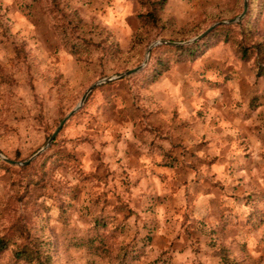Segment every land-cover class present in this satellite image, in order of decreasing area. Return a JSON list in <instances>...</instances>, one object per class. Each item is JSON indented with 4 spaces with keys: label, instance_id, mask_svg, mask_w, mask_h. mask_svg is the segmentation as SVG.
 <instances>
[{
    "label": "rangeland",
    "instance_id": "374dc122",
    "mask_svg": "<svg viewBox=\"0 0 264 264\" xmlns=\"http://www.w3.org/2000/svg\"><path fill=\"white\" fill-rule=\"evenodd\" d=\"M229 4L168 0L162 19L202 34L227 21L217 14ZM53 7V0H0V151L17 162L46 144L93 84L142 65L150 44L200 35L180 41L186 36L167 27L139 45L136 0H62L67 15L75 8L84 20L78 36L99 42L103 30L121 49L118 56L90 49L78 59L61 43ZM252 66L219 44L155 83L142 70L95 89L63 127L59 144L31 162L37 183L16 202L31 215L35 237L50 243L54 264H120L125 251L133 254L124 264H225L223 255L230 264H264V141L253 153L246 142L229 146L220 134L195 137L188 115L162 89L173 73L196 71V88L238 83L244 103L263 107L264 117V76ZM213 115L205 108L196 119L215 122ZM68 154L79 165L65 158L52 163ZM19 167L0 159V205L14 196ZM99 220L108 223L112 245L105 259L71 245L74 237L94 234Z\"/></svg>",
    "mask_w": 264,
    "mask_h": 264
},
{
    "label": "trees",
    "instance_id": "16d2710c",
    "mask_svg": "<svg viewBox=\"0 0 264 264\" xmlns=\"http://www.w3.org/2000/svg\"><path fill=\"white\" fill-rule=\"evenodd\" d=\"M136 1L140 7V11L137 14L140 28L135 35L136 42L139 45L143 44L145 40L153 38L154 35H160L167 27L173 34L186 36V38L177 39L180 41L190 39L192 33L198 35L202 32V30L196 31L193 30L194 28L187 26L177 29L173 20H170L166 25L162 19V12L168 0ZM53 2L57 11L60 9L63 11L62 0H53ZM242 5L243 0H230V4L227 7L225 6L226 8L222 7L218 10L219 14L217 15L225 20L232 19L242 13ZM54 7L51 11L61 43L72 55L81 59L84 54L83 56L80 55L90 49V51L103 52L111 56L121 54L119 44L106 31L102 30L100 32L102 36L99 42L77 35L85 27L84 20L77 9L71 8L69 15L63 11L62 15L58 16L59 14H57ZM263 13L264 0H250L247 15L242 22L220 26L199 42L189 46H158L152 51L149 66L144 70L147 83L157 82L164 73L175 65L200 59L211 48L219 44H229L234 54L242 62H251L256 74L264 76V37L259 34L260 18ZM213 15L217 16L214 13H211L210 16ZM58 144L57 138L48 152ZM46 154L42 155V158ZM51 158L53 159V164L65 158L67 163H77L79 165L77 158L73 154ZM33 168L34 163L19 167L21 177L14 184L16 192L9 201L0 205V264H54L49 252L50 243L35 237L32 233L31 215L22 213L17 207L18 203L22 201L24 193H27L31 186L37 183L35 176L38 177V174L32 171ZM44 172L45 170L42 174ZM16 202L18 203L16 204ZM107 228L108 223L99 220L95 223L94 234L81 238L74 237L71 245L86 250L101 259L108 258L112 254V245L109 242L110 236L104 233ZM132 254L133 252L128 253L125 251L123 254H118L117 259H119L120 264H124L127 263ZM222 257L226 259L225 264H230V260H228L226 255Z\"/></svg>",
    "mask_w": 264,
    "mask_h": 264
},
{
    "label": "crops",
    "instance_id": "0c3cea01",
    "mask_svg": "<svg viewBox=\"0 0 264 264\" xmlns=\"http://www.w3.org/2000/svg\"><path fill=\"white\" fill-rule=\"evenodd\" d=\"M187 73L179 71L173 73L172 83L171 77H166L162 89L165 95H169L168 92L172 93L173 108L181 111L182 116L188 115L194 136L204 134L205 138L211 140L215 135L220 134L222 141L226 138L229 146L240 140L241 147L246 142L251 146V152L258 151L259 143L264 141V117L261 116L263 107L249 109L250 106L242 99L243 93L238 83L237 86L226 84L216 89L196 88L194 85L197 83L198 74L196 71ZM205 108L214 114L215 122L211 120L201 124V121L196 119L197 113ZM182 120L183 118L180 117L179 124Z\"/></svg>",
    "mask_w": 264,
    "mask_h": 264
},
{
    "label": "water",
    "instance_id": "95a60500",
    "mask_svg": "<svg viewBox=\"0 0 264 264\" xmlns=\"http://www.w3.org/2000/svg\"><path fill=\"white\" fill-rule=\"evenodd\" d=\"M249 9V2L248 0H244V10L242 12L241 15H239L238 17L231 19V20H227V21H221L218 22L216 24H214L213 26H211L210 28H208L205 32H203L202 34H200L199 36L185 41V42H172V41H168V40H157L155 42H153L152 44H150V46L147 49L146 55H145V60L143 62L142 65H140L137 68L128 70L124 73L121 74H117L116 76H112V77H108L105 78L101 81L96 82L95 84H93L87 91L86 93L83 95L81 101L79 102V104L60 122L59 126L56 128V130L54 131V133L50 136V138L48 139V141L46 142V144L30 159L24 161V162H17L14 160H10L9 158H7L6 156H4L2 154V152L0 151V159L5 161L8 164L14 165V166H26L28 164H30L31 162H33L36 158H38L41 154H43L44 152H46L55 142L56 138L58 137V135L60 134V132L62 131L63 127L66 125V123L76 114L79 112V110L84 106L86 100L88 99L89 95L98 87L108 84L110 82L116 81V80H121V79H126L129 78L131 76H134L138 73H140L142 70H144V68L148 65L149 60H150V55L151 52L154 48L161 46V45H167V46H172V47H177V46H189L191 44H194L195 42H199L200 40H202L203 38H205L207 35H209L213 30H215L216 28L220 27V26H224V25H232V24H236L241 22L245 16L247 15Z\"/></svg>",
    "mask_w": 264,
    "mask_h": 264
}]
</instances>
